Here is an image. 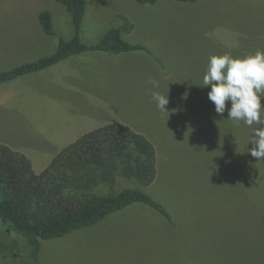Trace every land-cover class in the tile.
I'll list each match as a JSON object with an SVG mask.
<instances>
[{"label": "rangeland", "instance_id": "rangeland-1", "mask_svg": "<svg viewBox=\"0 0 264 264\" xmlns=\"http://www.w3.org/2000/svg\"><path fill=\"white\" fill-rule=\"evenodd\" d=\"M46 11L55 36L40 23ZM124 17L133 24L124 39L152 54L88 52L71 58L57 74L45 72L53 78L48 91L93 128L126 124L155 145V182L141 188L121 180L117 192L144 190L164 205L175 225L135 204L97 227L43 241L42 264H264V160L247 153L251 130L235 126L227 110L216 114L210 87L202 88L210 56L264 50V0H157L154 5L89 0L82 41L97 45ZM73 36L70 14L56 0H0V73L53 55L60 39ZM7 85L0 86L1 96ZM152 91L168 95V112L156 108ZM12 119L0 107V144L27 155L41 173L52 161V140L12 128ZM17 238L22 239L0 230V245ZM0 264H25V259L4 260L0 252Z\"/></svg>", "mask_w": 264, "mask_h": 264}, {"label": "trees", "instance_id": "trees-1", "mask_svg": "<svg viewBox=\"0 0 264 264\" xmlns=\"http://www.w3.org/2000/svg\"><path fill=\"white\" fill-rule=\"evenodd\" d=\"M56 1L70 14L73 38L60 39L51 56L1 72L0 86L88 52L152 54L144 46L124 39V34L133 32V24L125 17L123 24L110 29L97 45L85 44L82 31L89 0ZM136 1L141 5L157 2ZM39 20L47 35H57L50 12L41 13ZM157 161L155 145L122 123L85 133L61 150L39 174L27 155L0 144V230L22 237L0 245L3 259L19 255L25 264H42L43 241L97 227L110 215L135 204L148 206L174 226L164 205L144 190L128 188L117 192L121 180L133 181L141 188L151 186L158 174ZM101 188H107V193L99 192Z\"/></svg>", "mask_w": 264, "mask_h": 264}, {"label": "clouds", "instance_id": "clouds-1", "mask_svg": "<svg viewBox=\"0 0 264 264\" xmlns=\"http://www.w3.org/2000/svg\"><path fill=\"white\" fill-rule=\"evenodd\" d=\"M149 83L154 89L160 87L158 80ZM202 83V88L210 87L207 95L216 114L223 116L227 110V119L235 126L242 123L251 130L247 153L258 161L264 160V50L244 57H233L230 53L210 56ZM151 99L159 111L168 112V95L152 91Z\"/></svg>", "mask_w": 264, "mask_h": 264}, {"label": "crops", "instance_id": "crops-1", "mask_svg": "<svg viewBox=\"0 0 264 264\" xmlns=\"http://www.w3.org/2000/svg\"><path fill=\"white\" fill-rule=\"evenodd\" d=\"M69 60L8 83L10 88L5 87L3 96L0 95V107L8 111L10 118L13 116L12 128L34 138L44 136L52 140V159L82 135L96 129L89 119L82 120L70 104L48 91L52 88L53 78L45 72L57 74Z\"/></svg>", "mask_w": 264, "mask_h": 264}]
</instances>
